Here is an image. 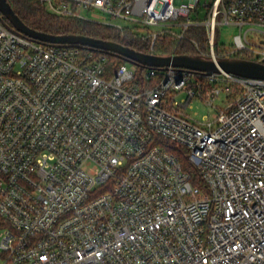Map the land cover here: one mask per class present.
<instances>
[{"label":"built area","instance_id":"1","mask_svg":"<svg viewBox=\"0 0 264 264\" xmlns=\"http://www.w3.org/2000/svg\"><path fill=\"white\" fill-rule=\"evenodd\" d=\"M38 3L132 35L147 54L201 26L210 50L198 55L264 60V0ZM224 25L239 33L217 54ZM138 67L0 20L1 264H264V80ZM198 99L211 116L186 113ZM169 146L187 151L190 169Z\"/></svg>","mask_w":264,"mask_h":264},{"label":"water","instance_id":"2","mask_svg":"<svg viewBox=\"0 0 264 264\" xmlns=\"http://www.w3.org/2000/svg\"><path fill=\"white\" fill-rule=\"evenodd\" d=\"M0 20L6 28L34 41L54 46H81L117 56L136 66L158 69L175 67L201 72L206 75L225 72L242 78L264 80V60L256 62L242 58H221L215 61L212 57L203 55H152L116 42L92 37L80 35L56 36L41 33L27 26L14 12L7 0H0Z\"/></svg>","mask_w":264,"mask_h":264},{"label":"trees","instance_id":"3","mask_svg":"<svg viewBox=\"0 0 264 264\" xmlns=\"http://www.w3.org/2000/svg\"><path fill=\"white\" fill-rule=\"evenodd\" d=\"M14 12L19 18L30 28L45 34L56 36L61 35H80L101 39L105 41H112L124 46L133 48L142 53H148V46L146 43L139 42L134 39L132 35L123 37L117 30L111 27L100 24L91 23L88 21L72 18L60 17L53 15L42 8H40L38 0H7ZM198 46V48H197ZM215 52L217 54L223 51L222 46L216 43L215 38ZM203 53H208L210 50L209 41L206 29L201 26H192L189 28L186 39L182 41H173L170 44L164 45L156 50V54L161 56L170 55H198L199 50ZM232 58H242L240 55L232 56ZM108 60L111 67H119L126 63L122 58L108 54ZM142 71L141 67L137 69ZM169 151L176 155L182 162L185 169H190L188 162V153L183 148L169 146Z\"/></svg>","mask_w":264,"mask_h":264},{"label":"rangeland","instance_id":"4","mask_svg":"<svg viewBox=\"0 0 264 264\" xmlns=\"http://www.w3.org/2000/svg\"><path fill=\"white\" fill-rule=\"evenodd\" d=\"M190 0H175V5L180 6L182 4H188ZM204 3L202 6L198 9V12L200 17L197 16L196 14H193L192 19L194 21H198V18L201 19L202 21L203 16L205 15L204 12ZM80 14L86 18H89L91 20H100L101 16L90 11H86L82 9L80 11ZM115 24L123 26V27H130L134 28L137 31H139L141 34H145L148 31H153L152 28H146L144 26H136V25H131L126 21L123 20H116L114 21ZM239 33V28L232 26V25H224V26H218L216 30V43L219 46H222L223 49L225 50H230L234 47V37ZM259 39V36L256 35L255 41ZM183 98V97H181ZM228 102L227 95L225 93H222L214 102L215 107H224L226 106ZM215 109L213 107H210L206 105L202 100L198 99L195 100L192 103V107L186 110V113L190 115L192 118L196 120H201L205 116H211L214 113ZM1 255V251H0ZM0 264H1V259H0Z\"/></svg>","mask_w":264,"mask_h":264}]
</instances>
